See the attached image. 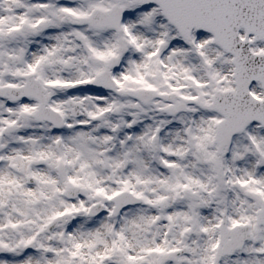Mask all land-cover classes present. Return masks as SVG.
I'll use <instances>...</instances> for the list:
<instances>
[{
	"label": "snow or ice",
	"instance_id": "1",
	"mask_svg": "<svg viewBox=\"0 0 264 264\" xmlns=\"http://www.w3.org/2000/svg\"><path fill=\"white\" fill-rule=\"evenodd\" d=\"M0 264H264V0H0Z\"/></svg>",
	"mask_w": 264,
	"mask_h": 264
}]
</instances>
